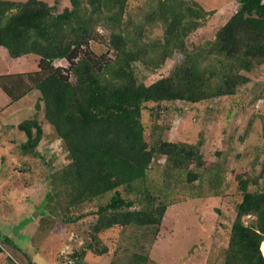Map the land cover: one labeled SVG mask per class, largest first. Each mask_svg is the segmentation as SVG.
<instances>
[{
    "label": "trees",
    "instance_id": "1",
    "mask_svg": "<svg viewBox=\"0 0 264 264\" xmlns=\"http://www.w3.org/2000/svg\"><path fill=\"white\" fill-rule=\"evenodd\" d=\"M235 1L236 11L217 29L213 40L189 49L183 37L206 13L195 1L159 0L150 17L146 15L143 22L130 29L126 25L132 21L124 20L127 0H69L70 5L58 13L44 0H0V46L13 58L30 53L39 57L36 71L0 75V89L10 101L33 89L40 94L36 107L40 110L42 102V119L33 117L17 125L26 136L20 148L32 153L30 150L45 136L44 121L68 152V163L48 174L52 186L43 206L63 203L70 210L112 191L109 199L92 212L96 216L90 226L92 240L97 242L98 233L116 225H155L157 230L168 204L164 200L153 205L156 197L139 185L146 180L155 154L164 155L177 170H191L192 164L201 167L203 159L198 147L185 142L158 137L148 143L142 109L147 102H199L234 94L248 81L243 71L264 64V1ZM154 19L164 28L160 43L144 41L145 25ZM100 27L107 33L112 57L90 47L91 41L103 37ZM174 50L182 52L183 59L169 74L149 84L137 79L134 63L155 69ZM208 58L215 62L202 65ZM59 59L68 65H54ZM190 170L187 179L191 182L198 175ZM237 181L241 200L235 205L223 264H264V188L256 185L249 190L256 178L237 176ZM120 186L142 193L146 204L135 208ZM53 208L44 212L60 225L75 223L84 216L55 217ZM245 215H253L254 221L245 224ZM58 223L55 230L61 228ZM1 244L18 248L6 234H0V252ZM93 249L97 253L107 251V247ZM146 261L145 255L134 254L126 264Z\"/></svg>",
    "mask_w": 264,
    "mask_h": 264
},
{
    "label": "rangeland",
    "instance_id": "2",
    "mask_svg": "<svg viewBox=\"0 0 264 264\" xmlns=\"http://www.w3.org/2000/svg\"><path fill=\"white\" fill-rule=\"evenodd\" d=\"M17 2L25 0H14ZM58 13L69 0H44ZM195 1L205 11L198 18L200 24L186 33L184 45L193 49L213 40L217 29L236 11L235 0H183ZM264 1V0H263ZM159 0H127L124 20L132 22L126 27L144 21ZM147 23V22H146ZM144 41L160 43L164 40V28L154 19L145 25ZM103 37L91 41V49L112 57L107 46V33L99 28ZM183 59V53L174 50L160 67L145 68L134 63L139 81L149 84L169 74ZM39 57L30 53L10 57L0 46V75L36 71ZM215 62L208 58L202 65ZM54 65L66 67L64 59ZM248 81L239 85L234 94L207 98L199 102H147L141 113L144 135L148 143L155 138L185 142L198 147L203 165L188 169L172 168L164 155L154 156L147 171L146 186L156 197L153 205L166 201L161 224L156 226H113L97 234L92 240L90 226L95 223L99 204L108 195L84 201L66 210L63 203L54 206L55 217L84 215L75 223L59 224L50 217L43 206L45 194L52 186L48 174L68 163L64 143L57 138L51 125L42 122L46 133L32 153L20 147L25 141L18 123L36 117L42 119L36 107L39 92L36 89L16 101L0 89V234L12 237L17 247L1 244L0 264H126L134 254L145 255L147 261L140 264H223L228 246L235 205L241 200L237 176L255 179L249 190L256 185L264 188V64L254 65L244 72ZM221 151V154H216ZM36 152L37 154H34ZM190 170L198 176L188 181ZM166 181V182H165ZM161 189V191L158 190ZM123 196L134 201L135 208L144 204L143 194L126 191L119 187ZM62 201V200H61ZM245 224L254 221L253 215H245ZM59 224V230L54 225ZM97 243V244H96ZM92 245V248H90ZM89 246V247H88ZM106 252L97 253L93 248ZM264 254V245L262 246ZM80 256L82 257L80 260ZM80 260V261H79Z\"/></svg>",
    "mask_w": 264,
    "mask_h": 264
}]
</instances>
